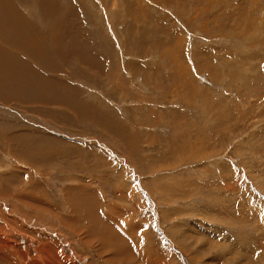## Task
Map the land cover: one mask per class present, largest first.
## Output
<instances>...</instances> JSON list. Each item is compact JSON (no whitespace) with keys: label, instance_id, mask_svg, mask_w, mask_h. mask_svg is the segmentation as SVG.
Segmentation results:
<instances>
[{"label":"rangeland","instance_id":"rangeland-1","mask_svg":"<svg viewBox=\"0 0 264 264\" xmlns=\"http://www.w3.org/2000/svg\"><path fill=\"white\" fill-rule=\"evenodd\" d=\"M13 2L61 71L0 91V264H264V0Z\"/></svg>","mask_w":264,"mask_h":264},{"label":"bare ground","instance_id":"bare-ground-1","mask_svg":"<svg viewBox=\"0 0 264 264\" xmlns=\"http://www.w3.org/2000/svg\"><path fill=\"white\" fill-rule=\"evenodd\" d=\"M36 1H38V0H36ZM53 1H55V0H52V2ZM0 3H1V1H0ZM13 0H2V3L0 4V9L3 11V14L2 15H5V12H9V11H11V9H9V10H7V7L9 8V6H11V5H13ZM42 3V2H41ZM69 3H70V1H69ZM15 4V3H14ZM16 6V5H15ZM21 7V6H20ZM50 8V7H49ZM57 8V7H56ZM18 12H20L19 10H18V8L16 9ZM46 10V9H45ZM53 10V9H52ZM55 11H56V9H54ZM62 11V10H61ZM69 11H70V8H69ZM45 11H43V13H44ZM48 12V11H47ZM62 12H64V11H62ZM11 14V13H10ZM47 14H49V13H47ZM1 15V14H0ZM43 15V14H42ZM50 15V14H49ZM59 15V14H58ZM6 17H7V15H5ZM5 16H0V18H5ZM13 16V15H12ZM45 16V15H44ZM53 16H55V15H53ZM61 16V15H60ZM48 17V16H47ZM62 17L63 16H61V20H62ZM9 20H5V19H3V20H0V91H2V92H4V93H7V94H9V95H11L6 101H4V100H0V101H4V102H6V103H11V102H16V101H20L19 103H21V101H22V103L21 104H23V102H24V104H26L25 103V101H27V102H30V103H32V105H33V102H35L36 104H41V103H44V102H46V104L45 105H47V102H50V101H48V100H50V99H48V96L50 97V94L51 95H53V93H52V91H47V89H52L51 87L53 86V85H50L49 83V81H51V83L52 82H56V80H54L55 79V77L52 79L51 78V76H52V74H51V72L50 71H55V72H57L58 71V68H55L54 66H56L57 67V64L56 63H54V64H56V65H53V67L51 66V67H49V65H47L48 63H45L44 64V62L43 63H40V61H42V60H44V59H42L41 60V58L42 57H47V53L46 54H44L42 51V47L40 48L41 49V52L39 51L40 49L38 48V44L37 43H39L38 41H37V38L35 37L34 38V36H28V38H30L29 39V41H30V43L26 40V42H28L29 44H28V46L31 44V42H33V46L35 47V49H37L36 50V52L37 51H39L38 52V54H36V52H35V54L34 53H32L30 50L31 49H27L26 47H28L27 46V43L25 42V41H23V40H20V39H24V38H21V36H23V35H26V34H23V35H21L22 34V32H24L25 31V29H27V28H25L26 27V25H25V21H19V22H17V23H14V27H13V29L11 30V34H13V36L11 35L10 36V38H8V39H6L5 38V27H6V25L7 24H9V23H13V21H11L12 19H10L9 17H7ZM57 18V17H56ZM59 20V19H58ZM60 20V21H61ZM52 22H54V21H52ZM63 22V21H62ZM66 22H68V21H66ZM70 22H72V21H70ZM30 25V24H29ZM46 25V24H45ZM28 26V25H27ZM74 26V25H73ZM32 26H30V28H31ZM61 27V26H60ZM62 27H64V26H62ZM62 27H61V29H62ZM77 27V26H76ZM79 27V26H78ZM25 28V29H24ZM36 28V27H35ZM37 29H39V28H37ZM60 29V28H59ZM64 29V28H63ZM62 29V30H63ZM18 30V31H17ZM65 30V29H64ZM79 30V29H78ZM12 31H14V33H12ZM27 31V30H26ZM30 31V30H29ZM36 31V30H35ZM35 31H33V32H35ZM66 31V30H65ZM60 32V31H59ZM70 32V31H69ZM69 32H67V34L69 33ZM25 33V32H24ZM28 33V32H27ZM36 33V32H35ZM43 33V32H42ZM62 33V32H61ZM61 33L59 34V35H61ZM31 34V33H30ZM65 34V33H64ZM63 34V35H64ZM14 35H16V36H14ZM29 35V34H28ZM36 35V34H35ZM39 35V34H38ZM41 36L43 35V34H40ZM55 35V34H54ZM57 36V38H59L60 36ZM71 35V34H70ZM18 36H20V39L18 38ZM37 36V35H36ZM53 36V35H52ZM68 37H71V36H69V35H67ZM42 37H45V36H42ZM64 37V36H63ZM47 39L49 38H51V37H46ZM56 38V37H55ZM25 39H26V37H25ZM24 39V40H25ZM47 39H44L45 41L47 40ZM52 39V38H51ZM60 39V38H59ZM58 39V40H59ZM64 39V38H63ZM67 39V38H66ZM77 39V38H76ZM53 40V39H52ZM52 40H50V41H52ZM61 41H62V38L60 39ZM59 40V41H60ZM74 40V39H73ZM79 40V39H78ZM81 40V39H80ZM40 41V40H39ZM57 41V40H56ZM71 41V40H70ZM74 41H76V40H74ZM84 41V40H83ZM87 41V40H86ZM47 42V41H46ZM82 42V41H81ZM42 43V42H41ZM48 43V42H47ZM47 43H45V45H47ZM61 43H63V42H61ZM67 43V42H66ZM69 43V42H68ZM42 44H44V42L42 43ZM53 44H58L59 45V42H57V43H53ZM75 44V43H74ZM44 45V47H47V46H45ZM62 45V44H61ZM64 45V44H63ZM62 45V46H63ZM71 45H73L72 43H71ZM76 45V44H75ZM79 45V44H78ZM82 45V44H81ZM14 46V47H13ZM31 46V45H30ZM53 46V45H52ZM50 47L49 46V49L51 48H53V47ZM61 46V47H62ZM67 46H70V44L69 45H67ZM80 46V45H79ZM44 47H43V49H44ZM71 47H73V46H71ZM71 47H69L68 49L69 50H67L68 52L71 50L70 48ZM23 48H26L27 50L26 51H28L29 50V52H28V54L27 55H25V53L23 54V51L21 50V49H23ZM78 48V46L75 48V49H73V50H71V51H73V53H75L76 51V49ZM35 49H33V50H35ZM49 49H48V51L47 52H49ZM64 49H66V48H64ZM63 49V50H64ZM80 49V48H79ZM53 50V49H52ZM63 50H61V51H63ZM25 51V50H24ZM45 51V52H46ZM60 51V50H59ZM58 51V52H59ZM66 51V50H65ZM70 51V52H71ZM79 51V50H78ZM50 52H51V50H50ZM53 52V55L55 54L54 53V51H52ZM58 52H56V53H58ZM81 52V51H80ZM27 53V52H26ZM41 53V55L42 56H40L39 54ZM61 53V52H60ZM59 53V54H60ZM63 54H64V51L62 52ZM72 53V54H73ZM79 53V52H78ZM78 53H76V54H78ZM90 53V52H89ZM65 54H66V52H65ZM81 54H82V52H81ZM57 55V54H56ZM62 55V54H61ZM67 55V54H66ZM71 55V54H70ZM69 55V56H70ZM78 55H80V53L78 54ZM83 55V54H82ZM38 56H39V58H38ZM55 56V55H54ZM58 56V55H57ZM41 57V58H40ZM80 57V56H79ZM92 57V56H91ZM13 58H15V59H18L19 60V63L21 64V63H23V65L26 67L25 69L28 71H23L24 70V68H22L23 70L21 71V67H19V65L20 64H18V62H17V64H18V68H20V69H18L16 66H17V64H16V66H15V64H13V61H14V59ZM52 58H54V57H52ZM61 58H65V57H60V59ZM80 58H82L81 59V61H84L85 63H86V65H88L89 67L91 66H93L94 64V61L96 60H94L93 61V58L92 59H90V58H85L84 57V60H83V57H80ZM12 59H13V61H12ZM56 59V58H55ZM59 59V58H58ZM66 59H67V57H66ZM65 59V60H66ZM50 60V59H49ZM78 60V59H77ZM21 61V62H20ZM45 61H47V59L45 60ZM64 61V60H63ZM67 61V60H66ZM16 62V61H15ZM48 62V61H47ZM65 62V61H64ZM74 62V61H73ZM93 62V63H92ZM50 63V62H49ZM52 63H53V61H52ZM62 64H63V62H61ZM61 63H59V64H61ZM79 63V62H78ZM61 64V65H62ZM74 64V63H73ZM81 64V63H80ZM98 64V63H97ZM22 65V64H21ZM20 65V66H21ZM22 65V67H24ZM61 65H60V67H61ZM63 65H65V64H63ZM63 65H62V67H63ZM81 66V65H80ZM58 67H59V65H58ZM59 67V68H60ZM66 67V66H65ZM74 67V66H73ZM28 68V69H27ZM61 69V68H60ZM59 69V70H60ZM75 69V68H74ZM92 69V68H91ZM93 69H94V67H93ZM97 69V68H96ZM105 69V68H104ZM50 70V71H49ZM66 70V69H65ZM48 73H47V72ZM61 71V70H60ZM60 71H58L57 73H59ZM30 72H36L37 74L39 73L42 77H45V78H49L50 77V80H45L44 78H42V80L44 79V81H46V82H48V83H46V82H42V80L41 81H37V80H35V79H33V78H31L29 75H28V73H30ZM46 72V73H45ZM64 72V71H63ZM74 72V71H73ZM53 73V72H52ZM54 74V73H53ZM74 75V74H73ZM39 76V75H38ZM55 76H57V74L55 75ZM59 76V75H58ZM53 77V76H52ZM58 78V77H57ZM61 78V77H60ZM59 78V79H60ZM40 79V78H39ZM54 80V81H53ZM63 80V79H62ZM54 82V83H55ZM61 83V82H60ZM53 84V83H52ZM58 84V83H57ZM63 84H65V83H63ZM67 84V83H66ZM55 85V84H54ZM65 86V85H64ZM54 87H56V85L54 86ZM63 87V86H62ZM30 88V89H29ZM32 89V90H31ZM28 91H30L29 93H32L31 91H34L33 93H35V95H34V97H35V99H33V100H30V99H32V98H34L33 97V95H27V93H28ZM59 91V90H58ZM63 91V90H62ZM61 90H60V92L63 94V92H62ZM75 92V91H74ZM70 94V93H69ZM56 95H57V92H56ZM63 96V95H62ZM62 96H58V97H62ZM64 96L65 97H67V95H65L64 94ZM75 96V95H74ZM63 98V97H62ZM69 98H70V96H69ZM25 99H28V100H25ZM51 99H52V97H51ZM59 99V98H58ZM54 100V99H53ZM57 100V99H56ZM55 100V101H56ZM60 101H61V99H60ZM68 101V100H67ZM67 101H65V104H63V105H66V102ZM70 101V100H69ZM52 102V101H51ZM50 102V103H51ZM54 102V101H53ZM58 102V101H57ZM3 103V102H2ZM18 103V102H17ZM34 103V104H35ZM61 103V102H60ZM60 103H59V105H60ZM64 103V102H63ZM72 103V102H71ZM81 103V102H80ZM5 104V103H4ZM55 104H57V103H55ZM11 105V104H10ZM39 105H37V106H39ZM49 105H51V104H49ZM53 105V104H52ZM58 105V104H57ZM68 105V104H67ZM6 106V105H5ZM16 106H18L19 107V105H17L16 104ZM15 106V107H16ZM29 106V105H28ZM37 106H36V109H37ZM30 107V106H29ZM35 107V106H34ZM56 107H58V106H56ZM60 107V106H59ZM77 107V106H76ZM48 108V107H47ZM47 108H45V109H47ZM52 108V107H51ZM19 109H20V107H19ZM30 110L31 109H33V108H29ZM36 109L34 108V110H35V112H37L36 111ZM49 109V108H48ZM56 109V108H55ZM68 109H69V107H68ZM33 110V111H34ZM38 110V109H37ZM51 110V109H50ZM49 110V111H50ZM53 110V109H52ZM69 110H72V109H69ZM27 112V111H26ZM34 112V113H35ZM51 112V111H50ZM73 112V111H72ZM33 113V112H32ZM53 113H54V111H53ZM36 114V113H35ZM63 114V113H62ZM50 115V114H49ZM24 137V136H23Z\"/></svg>","mask_w":264,"mask_h":264}]
</instances>
